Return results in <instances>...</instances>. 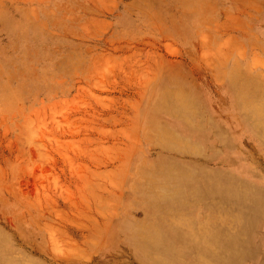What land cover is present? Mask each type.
<instances>
[{
  "label": "rangeland",
  "instance_id": "1",
  "mask_svg": "<svg viewBox=\"0 0 264 264\" xmlns=\"http://www.w3.org/2000/svg\"><path fill=\"white\" fill-rule=\"evenodd\" d=\"M180 89L187 111L163 101ZM245 96L264 108V0H0L2 256L155 264L138 227L236 226L235 204L208 199L210 213L175 176L204 187L205 168L264 189ZM250 246L237 264L264 256ZM205 259L217 262L199 251L175 264Z\"/></svg>",
  "mask_w": 264,
  "mask_h": 264
},
{
  "label": "bare ground",
  "instance_id": "2",
  "mask_svg": "<svg viewBox=\"0 0 264 264\" xmlns=\"http://www.w3.org/2000/svg\"><path fill=\"white\" fill-rule=\"evenodd\" d=\"M232 92L238 97L236 91L232 90ZM240 92L243 93L241 88ZM183 93L181 89L165 92L162 96L163 101L173 97V108L175 110L187 111L190 102ZM241 101L243 102L242 109L244 113L247 110L249 118H255L253 126L256 129H260L264 134V122L258 120L263 119L264 108L256 107L254 101L249 100L246 96ZM241 101H239L240 104ZM200 172L206 180L204 187L199 186L196 183L197 179L191 178L188 175L177 174L175 177L184 181L188 192L197 196L198 199L204 200V207H207L210 213L213 210L211 206L214 204L208 199H213V201L215 199L220 200L223 205L220 207V210L223 213L227 209L233 211V208H227L224 206L225 204H235L239 212L237 214L238 223L234 226L233 223H229L233 221L232 219L227 220L223 218V222L221 223L210 222L199 224L196 222V219L190 217V220L186 222L187 226L176 229L169 228L162 232L160 229H143L138 227L133 231L132 236L138 242L141 249L149 250L151 257L148 258L155 262V264H171V261L175 264L180 256H193L199 251L211 256V259L214 258L217 261L216 264H233L235 262L237 264L249 254L248 246H250V241L247 237L252 235L253 222L259 220L261 217L264 220V189L257 190L254 187H250L246 181L237 182L239 183L238 186H233L232 182L235 183L237 180L234 176L225 173L219 175L216 173L217 171L205 168L200 169ZM166 173L168 176L172 175L167 170ZM181 202V197H179L177 203L181 204ZM194 211L193 209L188 215L193 214ZM263 247L264 237H259L258 243L250 246L249 249L257 255ZM2 255L3 253L0 252V264H9V258ZM164 255H166V258H164ZM260 257V259L253 258L251 264H264V256ZM203 262L207 263L208 260H201L200 263L204 264Z\"/></svg>",
  "mask_w": 264,
  "mask_h": 264
}]
</instances>
